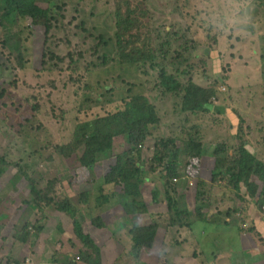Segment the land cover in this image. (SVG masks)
Listing matches in <instances>:
<instances>
[{"label": "rangeland", "instance_id": "1", "mask_svg": "<svg viewBox=\"0 0 264 264\" xmlns=\"http://www.w3.org/2000/svg\"><path fill=\"white\" fill-rule=\"evenodd\" d=\"M49 6L0 0V264H264V0Z\"/></svg>", "mask_w": 264, "mask_h": 264}, {"label": "trees", "instance_id": "2", "mask_svg": "<svg viewBox=\"0 0 264 264\" xmlns=\"http://www.w3.org/2000/svg\"><path fill=\"white\" fill-rule=\"evenodd\" d=\"M39 1L45 3V5H48V6L40 5ZM1 2H2V5L5 6L3 16L6 19H8L11 23L15 24L17 22L16 16H25L26 18H34V19L47 17L50 12L49 5H50L51 0H1ZM161 77H162V84L166 88V91L174 92V91H178L182 87L180 82L175 78L173 74L163 73ZM199 90L200 88L193 83L185 87L186 92L184 94V101L187 102L188 106H191V109L199 110L202 107L201 100L192 102V104L190 103V101H192L190 99L191 96L199 94ZM200 97L204 99L205 94H201ZM203 105L205 104L203 103ZM141 114L143 117L145 115L147 116L146 112L141 113L140 111H137V115L139 117H141ZM99 150L102 152L107 151L108 145ZM242 153L244 154V156L242 157V161H241V169H244V170L251 169V167L244 166L245 157L246 158L248 157V160H246L245 163H249L253 165V167L254 166L258 167L257 170H264V165H262L259 161H257L256 158L253 155H251L248 151H245L244 149L242 150ZM125 167L126 165L122 164V161L119 159L117 166L114 167L112 171L106 176V179H105L106 183L107 184L114 183L119 178H122L125 181H129L131 180V177L133 178L137 177L135 173L126 174ZM170 172L172 176L170 180L171 184L173 182H177L178 178L176 176L174 168H170ZM240 179H241V175H238L237 180H240ZM260 180L261 181L264 180V175L260 177ZM128 189H129V186L126 184L125 185L126 194L131 195L128 192ZM135 229H136V232L133 233L134 252L137 255H139L142 247L152 245L157 229L155 227H149L148 229H145L142 227H136Z\"/></svg>", "mask_w": 264, "mask_h": 264}, {"label": "crops", "instance_id": "3", "mask_svg": "<svg viewBox=\"0 0 264 264\" xmlns=\"http://www.w3.org/2000/svg\"><path fill=\"white\" fill-rule=\"evenodd\" d=\"M219 250V248H217Z\"/></svg>", "mask_w": 264, "mask_h": 264}, {"label": "built area", "instance_id": "4", "mask_svg": "<svg viewBox=\"0 0 264 264\" xmlns=\"http://www.w3.org/2000/svg\"><path fill=\"white\" fill-rule=\"evenodd\" d=\"M175 181H176V179H175Z\"/></svg>", "mask_w": 264, "mask_h": 264}]
</instances>
